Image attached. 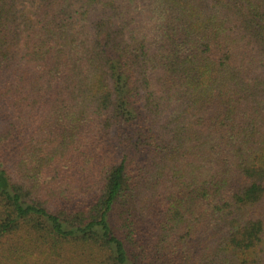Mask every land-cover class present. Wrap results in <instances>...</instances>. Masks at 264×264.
I'll return each mask as SVG.
<instances>
[{
    "label": "trees",
    "instance_id": "trees-1",
    "mask_svg": "<svg viewBox=\"0 0 264 264\" xmlns=\"http://www.w3.org/2000/svg\"><path fill=\"white\" fill-rule=\"evenodd\" d=\"M0 264H264V0H0Z\"/></svg>",
    "mask_w": 264,
    "mask_h": 264
}]
</instances>
